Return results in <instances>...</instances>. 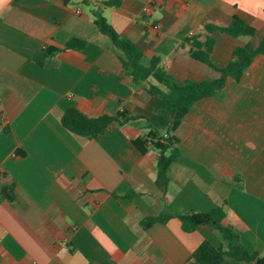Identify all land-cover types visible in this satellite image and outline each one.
<instances>
[{
    "label": "crops",
    "instance_id": "1",
    "mask_svg": "<svg viewBox=\"0 0 264 264\" xmlns=\"http://www.w3.org/2000/svg\"><path fill=\"white\" fill-rule=\"evenodd\" d=\"M83 1L0 0V264H193L203 241L223 250L226 242L208 226L184 232L176 216L216 207L235 214L241 243L264 258V55L170 133L180 154L163 194L147 139L151 128L165 134L156 116L163 102L131 83L91 14L100 7L143 65L157 58L184 84L218 77L185 38L201 41L205 25L241 19L253 34L209 33L210 60L224 68L236 48L264 37V0ZM71 39L84 47L64 50ZM44 50L54 54L40 66ZM68 108L132 118L86 138L62 126ZM161 213L166 223L144 227Z\"/></svg>",
    "mask_w": 264,
    "mask_h": 264
},
{
    "label": "trees",
    "instance_id": "2",
    "mask_svg": "<svg viewBox=\"0 0 264 264\" xmlns=\"http://www.w3.org/2000/svg\"><path fill=\"white\" fill-rule=\"evenodd\" d=\"M121 2L122 0H104L102 6L118 8ZM83 3L87 4V0H84ZM91 14L100 33L112 42L131 83L134 86H140L148 95L157 97L163 102V106L156 112V116L165 134L160 136L158 131L151 128L147 139L153 142V147L159 153L156 163V185L164 194L169 182V168L180 154L170 133L195 103L219 94L227 79L240 81L253 59L258 55H264V37L256 45L246 44L236 48L233 51L232 60L224 68H216L210 60L213 41L209 37V33L217 30L232 37H239L253 34V30L237 17H234L228 26L205 25L206 34L202 35L201 41L198 36L190 35L185 38V42L191 46V56L213 69L218 77L212 81H186L184 84H178L159 67L157 58L151 59L148 65H143L141 51L131 41L123 38L114 30L103 16L100 7L93 9ZM84 45L85 42L82 40L71 39L63 49L79 50ZM53 54L54 51L44 50L34 58V62L42 66ZM150 79L154 80V83ZM131 118L123 113L116 116L103 115L90 118L75 108H68L61 117V124L75 135L96 138L106 131L109 124L113 122L123 124ZM140 142L143 141L137 139L135 144ZM170 217L168 214L161 213L155 217L146 218L143 220V225L149 227L154 223H166ZM176 217L184 232H193L199 226H208L217 230L222 240L226 242L227 247L223 250L214 248L210 243L203 241L192 255L193 264H221L225 257L246 263L264 264V258H261L256 252L248 250L241 243L237 232V217L224 207L213 208L208 213L190 211Z\"/></svg>",
    "mask_w": 264,
    "mask_h": 264
}]
</instances>
